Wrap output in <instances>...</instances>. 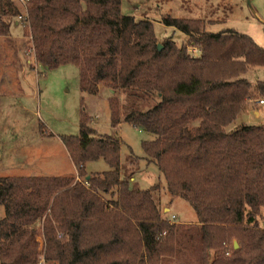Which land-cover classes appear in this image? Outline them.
<instances>
[{"label": "trees", "instance_id": "obj_1", "mask_svg": "<svg viewBox=\"0 0 264 264\" xmlns=\"http://www.w3.org/2000/svg\"><path fill=\"white\" fill-rule=\"evenodd\" d=\"M14 20L37 63L76 66L84 93L101 85L124 95L120 106L110 99L111 126L123 108L122 121L152 135L142 149L159 181L132 188L120 175L119 137L83 115L78 135L61 138L76 176L0 177V264H264V125L226 131L264 98V81L242 77L264 67V47L169 15L160 22L187 42H158L153 23L123 14L121 0H0V37ZM98 159L108 169L87 172ZM160 188L186 201L195 222H171L153 198Z\"/></svg>", "mask_w": 264, "mask_h": 264}, {"label": "rangeland", "instance_id": "obj_2", "mask_svg": "<svg viewBox=\"0 0 264 264\" xmlns=\"http://www.w3.org/2000/svg\"><path fill=\"white\" fill-rule=\"evenodd\" d=\"M121 11L137 19L150 20L158 42L167 37L177 44L187 42L182 32L160 22L163 16L169 15L211 21L206 27L210 32L233 29L264 47V0H121ZM16 22L10 25L7 37H0V177L76 176V166L61 138L77 136L80 119L85 115L88 126L97 133L119 137L121 178L138 189L158 183V169L144 159L142 149V141L152 135L122 121L123 108L121 122L111 126L110 99L115 98L120 106L124 95L101 85L95 95L84 93L80 90L76 66L47 68L37 63L30 39L23 35L21 24ZM242 77L253 85L258 80L264 81V67H252ZM261 124L264 125V98L246 104L226 131L240 125ZM85 169L102 172L108 166L98 159L87 161ZM153 198L161 212L168 213L170 221L175 217L171 222L182 225L195 222V214L186 201L171 198L162 188L153 192ZM3 216L0 205V218ZM258 220L262 223L261 216ZM36 239L41 246L39 226ZM164 263L180 264L174 258ZM40 264H44L42 259Z\"/></svg>", "mask_w": 264, "mask_h": 264}, {"label": "built area", "instance_id": "obj_3", "mask_svg": "<svg viewBox=\"0 0 264 264\" xmlns=\"http://www.w3.org/2000/svg\"><path fill=\"white\" fill-rule=\"evenodd\" d=\"M17 1H18L21 5H24L25 2H26V0H17ZM259 103L262 104V103H263V100L260 99V100H259ZM171 218H172L171 221H174V220H175V217H174V216H172Z\"/></svg>", "mask_w": 264, "mask_h": 264}, {"label": "water", "instance_id": "obj_4", "mask_svg": "<svg viewBox=\"0 0 264 264\" xmlns=\"http://www.w3.org/2000/svg\"><path fill=\"white\" fill-rule=\"evenodd\" d=\"M158 48H160V45H158ZM89 176H87L86 178H88ZM234 248H236L237 247V243L236 242H234Z\"/></svg>", "mask_w": 264, "mask_h": 264}, {"label": "crops", "instance_id": "obj_5", "mask_svg": "<svg viewBox=\"0 0 264 264\" xmlns=\"http://www.w3.org/2000/svg\"><path fill=\"white\" fill-rule=\"evenodd\" d=\"M17 24V23H16Z\"/></svg>", "mask_w": 264, "mask_h": 264}]
</instances>
